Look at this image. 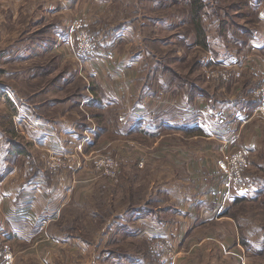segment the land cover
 I'll return each instance as SVG.
<instances>
[{
	"label": "crops",
	"instance_id": "crops-1",
	"mask_svg": "<svg viewBox=\"0 0 264 264\" xmlns=\"http://www.w3.org/2000/svg\"><path fill=\"white\" fill-rule=\"evenodd\" d=\"M112 1L0 0V264H155L143 251L151 237L182 241L177 264H197L196 248L213 247L204 252L210 259L216 247L226 253L228 246L255 245L237 212L261 199L264 212V147L250 143L261 155L255 166L261 175L249 161L242 185L230 191L212 159L246 149L239 138L254 121L253 110L241 94L206 105L167 82L159 89L162 79L141 82V72L156 65L144 66V50L134 51L136 21L121 16L128 4L113 11ZM115 16L118 23L103 22ZM77 19L90 24L100 44L82 72L70 46ZM180 32L176 39L196 44ZM214 54L211 65L241 63L228 50ZM102 113L113 116L122 138L113 149L129 157L115 181L93 168L92 155L105 146L96 141L103 128L82 122ZM176 130L198 133L203 156L188 152L185 142L175 153L170 137L161 136ZM132 131L160 138L155 158L152 146L123 141ZM59 154L64 166L48 168ZM6 244L17 253L13 263L1 255Z\"/></svg>",
	"mask_w": 264,
	"mask_h": 264
},
{
	"label": "rangeland",
	"instance_id": "rangeland-1",
	"mask_svg": "<svg viewBox=\"0 0 264 264\" xmlns=\"http://www.w3.org/2000/svg\"><path fill=\"white\" fill-rule=\"evenodd\" d=\"M122 1L128 5L124 7L125 11L122 10L123 14L121 16L128 13L127 18L133 22L136 21L134 22L136 25L135 33L140 35L138 39H136V36L132 37V40H135L133 41V45L136 46L134 51L140 48L144 50L145 54L143 57L145 60H143V65H156L155 67L157 68L154 70H143L141 72V82L143 80L144 82L146 81V83H148V81L156 83V80L162 79L164 83L159 84V89L162 90L168 83L171 86H175L176 90H179V92L183 90L188 91L191 89L192 85L193 91L204 92L206 96H209L207 99L204 97L195 98L184 93L190 102H202L201 100H207L205 101L207 105L211 102H216V97L218 99L223 98L224 95L231 97V94L234 93L235 95H233V97L241 94L243 101L247 103L243 105H249V108L257 104L255 108L250 109V111L253 110L254 121L244 128L241 139L239 138V140L248 144L247 147L244 146L246 149L243 150L247 153L248 163L249 161H254L252 162L254 164H251L250 168L256 171V175H261L255 167L258 162L257 157H261V155L259 152L253 151L254 148H252L253 146H251L250 143L255 144L257 147H260V145L264 147V116L257 112L260 105L258 92L264 87V0L256 6H254L255 4H251L253 2L256 3L254 0H205L207 5L201 22L206 33L208 48L202 47V45H196L197 43H194L193 46H189L185 43V39H176L178 30H181L179 35H184L189 42H197L195 28L188 14L190 0H114L111 2V4H113V6H111V8L114 9L113 11H115L116 6L120 4L124 6ZM111 18L110 21L103 22L113 24V21L118 23L121 20V18H116V16ZM160 19H163V25L161 23L159 27H157L156 21ZM181 19H183L181 26L177 28L175 25L173 27V23ZM77 22L80 23V20H75L71 26ZM84 23L89 26L92 32L93 29L90 24ZM144 23L146 24L145 34L143 30L144 27L141 25ZM136 40H138V42ZM210 49H212V52ZM227 50L233 53L232 56H237L241 60V63L232 66H227L225 64L211 65V62L216 57L214 54L215 51L225 52ZM131 53H133V51ZM85 60L86 58H84V62ZM77 63L74 61V65L77 64L79 66V62ZM79 71H83V66L81 69L79 67ZM236 78L238 80L234 83ZM240 88H242V90L240 93L237 91L239 94H236V89ZM156 94H158V92H156ZM158 104H163V100L158 99ZM80 109L85 114H90L86 104H81ZM91 112H94V110H91ZM98 112L99 111H95L94 114ZM102 114L103 115L99 116V118H94L93 120L92 118H85L82 122L87 120L93 125L92 127H94V129L96 127L106 129L100 138L96 134L97 145L103 146L105 144V146L103 151L96 152L91 157L94 160L93 168L95 171H93L100 177L111 178L115 181L118 179L121 171H123L129 157L125 152L113 149L115 142L122 138L116 135V129L118 127L113 116L109 113ZM97 131L98 129L96 132ZM197 134L198 133L195 132L188 133L176 130L175 132H168L162 135L161 138L164 136L165 138L170 137V139L167 138V141L172 142L175 153L180 150L181 142H185V144L188 145V152L192 151L194 153L195 151L196 154L200 156L202 154L198 153L200 150L197 145H200L202 142ZM130 135H132V137L123 141H134L138 143V145L152 146V149L157 145L156 143H158L160 139H155L156 136L148 137L136 131L130 132ZM262 140L263 142H261ZM167 141H165L166 144H168ZM152 149H149L150 153L156 156L157 154H155V152L160 149V146ZM239 149L242 148L238 147L231 153L220 151L217 156L212 158L215 165L219 168V160ZM155 156L153 158H155ZM109 157L113 158L117 164V173L114 176L104 174L103 170L98 167L101 162L100 160ZM145 158L146 157H143V159ZM224 182L225 179L223 180V183ZM262 202L263 199L255 203L250 202L248 204H243V206L240 205L241 207L237 212V214L240 215V222L243 226L248 229L250 228V230L247 229L245 231V234L253 236L254 246H250L249 244L246 245L245 242H243V244H241L242 247H236V245L226 247V253H224L221 247H216L213 256H215L216 260H223L225 256L227 257L225 262L216 261L214 257L209 259L208 256H204V252H207L209 249H214L213 247H206L202 251L200 248H196V251L198 250V260H200L197 264H264V212L262 210ZM152 239L153 237L149 238L147 241H143L142 243L146 242V248L143 250L142 246L140 249L145 252L148 248L151 253L149 243ZM173 239L175 240L176 248H178L177 251H181V246L183 245L182 241L176 240L175 238ZM12 251L14 252L16 260L17 253L13 249ZM245 257L247 260H245Z\"/></svg>",
	"mask_w": 264,
	"mask_h": 264
},
{
	"label": "built area",
	"instance_id": "built-area-1",
	"mask_svg": "<svg viewBox=\"0 0 264 264\" xmlns=\"http://www.w3.org/2000/svg\"><path fill=\"white\" fill-rule=\"evenodd\" d=\"M71 41L70 46L72 53L79 62L80 69L84 64V58L88 59L99 54V42L96 36L90 31L88 25L81 22L76 23L70 27ZM260 105L257 112L264 116V87L258 92ZM99 168L103 170L104 174L114 176L117 173V164L113 158H106L100 160ZM65 164V156L62 154L50 157L47 160V167L58 169ZM247 153L243 149L223 157L219 160V168L225 178V186L230 191L236 186H241L244 181L245 171L248 168ZM104 167V168H102ZM149 248L152 256L155 259V264H176L178 258V251L176 243L170 237H154L150 243ZM1 255L8 263L15 261V255L9 245H4L1 250Z\"/></svg>",
	"mask_w": 264,
	"mask_h": 264
},
{
	"label": "trees",
	"instance_id": "trees-1",
	"mask_svg": "<svg viewBox=\"0 0 264 264\" xmlns=\"http://www.w3.org/2000/svg\"><path fill=\"white\" fill-rule=\"evenodd\" d=\"M256 3H251L252 5L256 6L257 4H259L262 0H254ZM211 4V2H210ZM206 1L205 0H190V4H189V17H190V21L192 22L193 27L195 28V32H196V37H197V45H202V47L207 48L208 47V43L206 41V33L203 29L202 26V22H201V18L203 17L204 11H205V7H206ZM92 32L94 33V31L92 30ZM188 94L189 96H193V97H197L198 95H204V92H195L192 89V85H191V89L188 90ZM95 99V98H94ZM252 105V104H251ZM257 106L254 105L251 108H255ZM105 128H103L102 132L99 133H104L105 132Z\"/></svg>",
	"mask_w": 264,
	"mask_h": 264
}]
</instances>
